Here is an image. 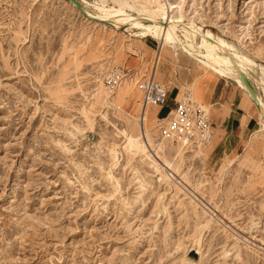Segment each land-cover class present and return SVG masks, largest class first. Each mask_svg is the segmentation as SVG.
<instances>
[{"label":"rangeland","instance_id":"rangeland-1","mask_svg":"<svg viewBox=\"0 0 264 264\" xmlns=\"http://www.w3.org/2000/svg\"><path fill=\"white\" fill-rule=\"evenodd\" d=\"M78 2L97 21L63 0H0V264H264V131L213 157L161 140L156 123L149 158L126 143L136 98L108 107L102 82L117 67L138 90L144 72L122 59L160 48L107 11L160 5L180 36L210 31L264 81V0Z\"/></svg>","mask_w":264,"mask_h":264},{"label":"crops","instance_id":"crops-1","mask_svg":"<svg viewBox=\"0 0 264 264\" xmlns=\"http://www.w3.org/2000/svg\"><path fill=\"white\" fill-rule=\"evenodd\" d=\"M145 47L137 59L128 61L123 58L120 64L127 65L129 69H136L137 75L144 72L142 80L153 74L155 80L167 88V100L164 105L147 106L151 127L158 123V119L164 118L161 117L162 113L166 111L167 114L174 107L180 94L188 89L196 101L209 109L213 139L207 148V156L209 154L215 157L217 152L226 151L228 144H239L245 134L257 130L255 128L258 125L259 129L247 142V145L252 147L253 140L264 131L259 118L257 122V109L252 98L234 82L208 70L187 52L180 51V54L179 50L172 48L158 50V47L154 51L149 46ZM156 54L158 55L155 60ZM134 76L135 74L130 75L129 83L123 86L118 103H123V99L126 102L127 98L132 96L136 98L133 108L139 109L141 114L144 108L138 102L141 92L135 89ZM138 117L141 118V115Z\"/></svg>","mask_w":264,"mask_h":264},{"label":"bare ground","instance_id":"bare-ground-1","mask_svg":"<svg viewBox=\"0 0 264 264\" xmlns=\"http://www.w3.org/2000/svg\"><path fill=\"white\" fill-rule=\"evenodd\" d=\"M70 5L73 6L72 4ZM82 8L87 14V16H89V18H92V15L86 10V8L84 7ZM107 13L109 15H112L113 18H115L121 24L124 25L132 24L136 28L143 30L142 36L144 38L147 37L155 38L156 40H158L160 44V48L169 47L174 50L186 51L190 55H193L195 59L200 61L206 68H208V70L214 71L217 74L222 75L223 77L235 82L250 98L253 99L257 109L256 110L257 116L264 124V101H263L264 99H261L258 96L257 92L252 89L251 80H250L251 78H253L258 83L262 84L263 97H264V81L256 75L253 69V67H257V65L252 60L239 55V53L234 49V47L231 46L229 43H227L225 40L216 39L210 31L199 32L193 24L186 27L187 33L183 37L180 36L178 34L179 21L174 20L170 15H168V13L166 12V7L164 5L163 6L160 5L158 10L154 11L153 14L145 13L139 16L137 15L127 16L124 14L122 9L115 10L114 12H111L110 10L109 12L107 11ZM197 35H199L201 39V43L198 46L195 43L196 41H194ZM129 79L130 76H128L126 79L124 78L122 82L119 84V86L113 92L108 91L109 94H112V95H106L107 98L105 99L104 103H106L108 107H113L114 104L115 105L117 104L119 97L121 95L119 89ZM141 106L144 108L142 103ZM133 111L136 112L137 110L133 108ZM129 113L124 112L126 116L132 118V114ZM149 118L150 117L146 106L144 110L141 111V118L138 120L140 122L138 123L139 128H141L140 135L139 134L136 135L133 132H130V134H126V143L127 146L133 152L137 154L141 153L144 156L150 158V155H148L149 153L148 144L152 140L151 132L152 129L154 128L151 129ZM155 129H157L158 131V125ZM210 145L207 146L206 148L210 147ZM199 149L204 150L202 148H197V150ZM152 153L153 155L159 157L160 160H162L160 164L156 163L157 167H161V164L170 167V163L162 159L159 152L153 150Z\"/></svg>","mask_w":264,"mask_h":264},{"label":"built area","instance_id":"built-area-1","mask_svg":"<svg viewBox=\"0 0 264 264\" xmlns=\"http://www.w3.org/2000/svg\"><path fill=\"white\" fill-rule=\"evenodd\" d=\"M127 73L120 68H113L103 77V85L113 92ZM142 95V104L162 106L167 100V88L157 82L154 75L148 76L137 84ZM158 135L166 142H179L186 149L206 148L213 139V128L207 106L196 101L190 90L185 89L175 101L174 107L158 119Z\"/></svg>","mask_w":264,"mask_h":264},{"label":"water","instance_id":"water-1","mask_svg":"<svg viewBox=\"0 0 264 264\" xmlns=\"http://www.w3.org/2000/svg\"><path fill=\"white\" fill-rule=\"evenodd\" d=\"M63 1L72 4L83 18H85L87 20L97 21V20L89 18V16H87V14L83 10L81 4L77 0H63ZM194 257H195V254H191L190 258H192L194 260L195 259Z\"/></svg>","mask_w":264,"mask_h":264}]
</instances>
